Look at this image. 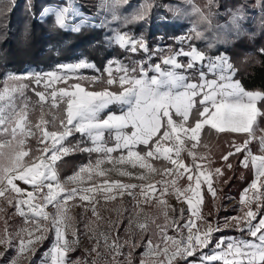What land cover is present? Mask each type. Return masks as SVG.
Here are the masks:
<instances>
[{
  "label": "snow or ice",
  "instance_id": "snow-or-ice-1",
  "mask_svg": "<svg viewBox=\"0 0 264 264\" xmlns=\"http://www.w3.org/2000/svg\"><path fill=\"white\" fill-rule=\"evenodd\" d=\"M184 4L187 7H164L174 19L183 15L197 20L185 34L172 37L173 43L164 44L161 36L155 47L143 33L135 35L123 27L147 20L151 10L158 7L154 2L145 0L131 16H122L121 7H132V0H101L99 8L106 9L113 21L123 20L118 28H109L107 17L95 23L96 17L85 15L78 0H63L62 4L43 8L41 20L54 16V27L64 31L79 33L86 26L108 28L112 35L105 36V43L119 47L128 62L113 57L101 69L80 59L58 63L48 71L9 73L0 81V197L24 218V226L14 233L5 221L0 233V246L5 249L0 258H6L9 249L16 251L6 264H21L52 234L54 239L42 264H87L69 257L80 238L76 219L70 214L77 206L92 214L85 224L89 238L96 239L86 250L89 256L95 254L91 264H98L101 246L112 254V264H122L119 256L124 245L119 229L124 221L108 220L109 230H116L115 236L100 231L104 218L98 204L101 197L107 203L125 196L134 202L125 231L135 228L149 233L153 226L156 229L153 237L147 238L139 264H264V134L255 135L258 120L264 119V92L246 90L235 79L238 72L230 57L218 47L227 42V37L242 34L246 17L242 8L236 9L227 26L214 29L212 17L217 13L212 8L216 0H207L204 7L196 5L195 0H184ZM258 4L264 12V0H258ZM28 7L31 10L32 0ZM156 23L167 29L173 21L159 16ZM195 41L206 42V47L200 48ZM137 55L145 58L135 59ZM84 70L98 75H85ZM30 87L41 108L35 123L30 119ZM45 107L48 112L43 111ZM206 126L217 134H244L243 143L233 140L231 150L221 159L230 170L233 165L229 158L242 156L240 164L253 171L251 183L241 193L240 213L215 224L200 211L203 197L210 194L216 199L215 183L223 180L227 184L229 180L223 179L225 167L213 168L210 158L206 165L196 162L204 159L196 153L198 138ZM77 134L80 139H76ZM30 138L37 148L30 147ZM253 141H258L260 154L249 147ZM188 144L190 148L185 147ZM185 150L192 157L188 165L181 158ZM76 152L90 157L96 154V159L61 181L57 162ZM116 153L119 155L114 156ZM152 160L167 161L171 167L155 168ZM106 162L113 169L102 167ZM116 164L123 170L115 168ZM137 166L151 169L161 180L155 184L124 183L107 175L115 170L122 176L135 175L143 180L142 171H132ZM85 177L90 186H82ZM98 177L103 178L102 183H97ZM184 177L187 183L180 185L178 181ZM173 197L178 207L169 202ZM145 206H155L163 223L145 213ZM170 230L175 235H169ZM224 230H235L239 235L225 236ZM156 236L158 241L154 242ZM124 243L133 249L138 247L135 242ZM131 255L127 264H132Z\"/></svg>",
  "mask_w": 264,
  "mask_h": 264
},
{
  "label": "trees",
  "instance_id": "trees-1",
  "mask_svg": "<svg viewBox=\"0 0 264 264\" xmlns=\"http://www.w3.org/2000/svg\"><path fill=\"white\" fill-rule=\"evenodd\" d=\"M153 2L158 5V7L153 8L149 18L144 21H136L128 25H123L122 19L113 21L111 14H106L105 17L110 21L109 28H118L123 25L125 30L135 35L143 33L148 37L149 42L154 47L157 43H160L159 38L161 36H164V44L173 43L172 37L185 34L188 28L191 27L192 22L197 20L195 16L186 18L183 15H178L174 19L173 13L169 12L167 8L164 7L165 5H171L173 7L179 6L185 8L187 6L184 4V0H148L149 4ZM143 3H145V0H132V7L125 8V6H122L120 15L131 16V14ZM195 4L204 7L207 4V0H195ZM90 8L92 10L95 9L93 6ZM239 8L243 9V15L246 17L242 22V34L239 37H227V42L219 44L218 47L221 51H225L230 57L231 62L238 72L235 79L239 80L246 90L264 92V53L261 52V49H264V12L261 11L258 0H216V4L213 5L212 11L217 14L212 17V25L214 29L217 25L227 26L231 12ZM6 13L7 15L5 16ZM99 13L100 15L102 14L101 10ZM159 16H166L170 21H173V23L167 29L160 28L156 23ZM29 20L24 5L20 3H16L7 12L4 10L0 12V81L3 80L2 77L5 71L15 73L19 72L25 66L36 65L32 34H30V24L28 25ZM203 27H206V25ZM101 32L104 38L106 35H112L108 28H102ZM207 34L211 36L212 32H208ZM195 43L202 49L206 47V42L204 41H195ZM105 47L106 51L100 60V66H98V68L101 69L106 59L113 57L123 58L125 56V53L117 46H109L106 44ZM212 54H215V49L212 50ZM57 62V60L53 59L46 60L42 63L40 69L50 70ZM84 72L88 75H94L90 70ZM206 131L207 128L202 129L201 135ZM76 139L78 138L76 137ZM217 140L218 138L215 142H217ZM72 143H75V140H72ZM93 156L94 154L90 157L88 153L76 152L64 157L62 161H58V172L61 180L65 176L73 173L77 168V164L89 161ZM235 157L238 158L240 156ZM150 163H152L155 168L169 166L168 163H164L162 160H152ZM227 173L228 170L225 171L224 176ZM237 174H240L242 179H237ZM231 177L229 182L223 186L221 192L225 193L228 191L232 192L233 195H237L239 190H241L249 179L248 170L245 168H237L232 172ZM222 202L223 200L220 199L217 212H213L209 194L204 195L200 211L210 223H216L218 220L220 221V218L230 214L228 209L222 210V207H220ZM222 234L225 236L239 235L235 230H224ZM219 235L220 234H217V238ZM48 240L49 238L42 243L43 246L42 248L40 246V250L47 247L49 243ZM140 248V245H138L134 250H130L129 253L132 254V264L138 261L137 256ZM79 252H81L80 249H74L70 254L76 256ZM104 259L106 262L108 261L107 256H105ZM87 262L91 264L89 256L87 257Z\"/></svg>",
  "mask_w": 264,
  "mask_h": 264
},
{
  "label": "rangeland",
  "instance_id": "rangeland-1",
  "mask_svg": "<svg viewBox=\"0 0 264 264\" xmlns=\"http://www.w3.org/2000/svg\"><path fill=\"white\" fill-rule=\"evenodd\" d=\"M22 2V3H21ZM16 3H20L24 5V9L27 13V18L30 19L28 21V25L30 24V34H32V44L33 49L35 51V64L36 65H29L23 67L19 72H15L14 74H20L24 73L26 70H40V67L42 63L46 60H57L58 63H67V62H74L80 59H87L89 62H93L96 64V66H100V60L103 57V54L106 51V43L104 35L101 32V29L92 28V27H84L81 32L79 33H73L70 31H64L57 27H54V16H48L44 20H41L40 13L43 10L45 6L49 5H55L57 3L62 4L63 0H32V8L29 9V0H0V12L4 10L5 12L9 11L11 7H13ZM79 5H81V10L85 15L95 16V23H99L101 19L105 18L106 14H110L106 9H100L99 5L101 3V0H78ZM93 6L95 9H91L90 7ZM101 10V15L99 11ZM99 13V15H97ZM35 14V15H34ZM7 13L5 14V16ZM168 44V43H167ZM157 45V44H156ZM155 45V46H156ZM154 46V47H155ZM135 59H141L142 56H135ZM110 59V58H109ZM124 60L125 63H127V54L123 58H119ZM108 59H106L103 63L107 62ZM102 66V68H103ZM48 71V70H44ZM89 71V70H84ZM92 71V70H90ZM95 73L94 71H92ZM9 73H13L11 71H5L3 73L2 79L5 78V76ZM85 75L86 72H84ZM98 75V73H95ZM92 74H89L91 76ZM27 95L31 101L29 104L30 109V119L33 123L39 120L40 114H41V108L36 103L37 97L32 93L31 87L27 91ZM44 112H48V108L45 107L43 109ZM76 137L79 139L78 135ZM31 141V142H29ZM28 144L32 149H35L38 147L36 141L34 139H29ZM27 150V149H26ZM183 154L184 151L182 152ZM114 156H118L119 153L113 154ZM126 155V154H125ZM96 159V154L90 159L93 162ZM89 161H85L84 163L77 164L76 170L71 173L68 176H65L62 178L61 181H65L67 177L73 175L75 172L79 170V168L82 165L87 164ZM102 167L105 169H113V165L109 163H105ZM130 167V166H129ZM115 168H120L123 170L122 166L120 164H116ZM164 168V167H160ZM133 172H141L143 173V180L138 179L135 175L132 177L128 176H122L117 171L112 170L107 173V175L110 177V179L120 180L124 183H146V184H155L157 181L161 180V176L158 175L156 172H153L151 169L145 168L143 170L139 169V166H137L136 169H132ZM164 179H169V177H163ZM103 178L98 177L97 183H102ZM180 185H186L187 179L186 177L182 178L180 181H178ZM19 186L22 188H29V186L24 185L23 182H18ZM82 186H90L87 182V178L85 177V183ZM13 196L15 194H12ZM210 196V195H209ZM212 200V197H210ZM219 198V197H218ZM221 198L217 200L213 199L212 206L214 205L216 209H213V212H217V206ZM223 200V198H222ZM169 202L175 206L177 205V202L175 198H171ZM133 200L131 197H123V198H117L114 201L105 202L103 197L100 198L99 204H98V210L100 211L101 216L104 218L103 222L100 224L99 228L100 231L104 232H110L111 236L116 235V230L112 229L109 230L108 228V220L112 221H118L120 219H123L124 225L123 227H120L119 229V238L120 242L124 247L121 250V255L119 256V260L122 262V264H127V258L128 253L130 250H134L129 245L125 244V241L129 242H135L137 245H140V250L138 253V261L135 264H139L141 253L145 251L144 245L147 243L148 237H153V234L156 232L155 227H152V230L149 233H141L138 229L133 228L131 232H126L125 228L128 227L127 221L128 218L133 214ZM223 202L220 204V207H222ZM186 207V205H185ZM225 207V206H224ZM0 233L3 232V229L5 227V221H7L9 229L14 233L16 230H18L20 227L24 226V218L20 217L16 209L13 205H9L7 201L0 197ZM223 210V207H222ZM145 213H147L150 216H156L159 218V222L163 223L162 217H159V213L157 211V208L155 206L144 208ZM120 213V216L117 215V213ZM240 213V210L234 211V214L227 215L226 217L235 216ZM71 215H73L76 219V227L80 234L79 238V244L77 246H74V249H80L81 252L79 254H76V256L69 254L71 261H87V257L89 256L87 253V249H91L92 246L96 243L95 237L92 239L89 238V233H86L85 231V224L88 223L90 219H92L91 211L85 212L83 208L81 207H73L71 210ZM206 215V214H205ZM205 218V217H204ZM225 218V217H224ZM223 218V219H224ZM222 219V220H223ZM215 224V223H212ZM169 235H175V233L170 230ZM229 236V235H227ZM142 237V238H141ZM141 238V239H140ZM54 239V234L49 236V243L47 244V247L43 250H40V246L42 248L43 244L39 245L36 252L30 256V258H23L21 261V264H42L45 257L44 254L46 251H48L52 245ZM158 241V236L154 237V242ZM111 242V241H110ZM18 243V241H17ZM103 242L101 241V245ZM101 257L98 258V264H112V254L108 253L103 246H101ZM5 251L3 246H0V252ZM95 254H92L90 257V260L92 261ZM14 256H16L15 249H9L6 253V258H0V264H6V260H11ZM105 256H107L108 261H105ZM88 264V262H87Z\"/></svg>",
  "mask_w": 264,
  "mask_h": 264
},
{
  "label": "crops",
  "instance_id": "crops-1",
  "mask_svg": "<svg viewBox=\"0 0 264 264\" xmlns=\"http://www.w3.org/2000/svg\"><path fill=\"white\" fill-rule=\"evenodd\" d=\"M145 57H142L141 59H143ZM157 62L156 59H153V63ZM94 75H96L94 73ZM253 91H257V90H253ZM259 106V105H258ZM112 107V106H110ZM117 112L119 111L118 106L116 107ZM207 128V131L201 135L198 138L199 142L197 145V157H204V159H197V163H200L201 165H206L209 162V159H211L212 162V167H222L224 166L223 161L221 159V157L223 155H225L226 153H228L231 149H230V144L232 143L233 140L239 142V143H243V141L246 139V136L244 134H232V135H226V134H217L215 132V130L210 129L209 127H205ZM264 119L258 120V127L255 129V135L257 137H259L261 134H264ZM79 135V134H78ZM219 136V137H218ZM218 138L217 142L216 139ZM186 148H190V144L185 146ZM249 147L251 148V150L253 151L254 154H260L259 153V144L258 141H253ZM185 154H183L181 152V158L183 159L185 165L191 164L192 163V157L188 156L187 151H184ZM243 157L240 156L238 158H236L235 156H233L232 158H229V162L233 165L232 169H227L226 166L225 167V171L228 170V173L224 176L223 179L225 180H230L232 177V172L235 171L237 168L240 169H244V167L240 164V160ZM164 163H168L169 166L171 167V164L167 161H164ZM155 167V166H154ZM246 170H248V175H249V179L247 181V183L241 188V190H239V193L237 195H233L232 192H228L226 191L221 192V189L223 188V186L225 185V183L223 182V180H220L219 182L215 183V187H216V200L215 203L217 202V200L219 198H223V210L228 209L230 211V215L234 214V211H239L241 208L240 205V198H241V193L244 191V189L248 188L249 184L251 183L252 179H253V171L251 169V167L249 166V168H245ZM237 179H242L240 174L236 175ZM206 191V188L204 189ZM210 195V194H209ZM210 197H212L210 195ZM219 197V198H218ZM213 198L211 200V204H212ZM225 206V207H224ZM213 209L215 210L216 207L213 205L212 206ZM253 210H255V208L253 207ZM224 218V217H223ZM223 218H220V221H222ZM219 238V237H218ZM217 238V239H218Z\"/></svg>",
  "mask_w": 264,
  "mask_h": 264
}]
</instances>
